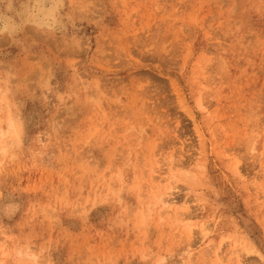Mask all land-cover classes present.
Returning a JSON list of instances; mask_svg holds the SVG:
<instances>
[{
  "label": "rangeland",
  "instance_id": "1",
  "mask_svg": "<svg viewBox=\"0 0 264 264\" xmlns=\"http://www.w3.org/2000/svg\"><path fill=\"white\" fill-rule=\"evenodd\" d=\"M32 4L0 0V264H264V0Z\"/></svg>",
  "mask_w": 264,
  "mask_h": 264
},
{
  "label": "bare ground",
  "instance_id": "2",
  "mask_svg": "<svg viewBox=\"0 0 264 264\" xmlns=\"http://www.w3.org/2000/svg\"><path fill=\"white\" fill-rule=\"evenodd\" d=\"M62 5H63L62 4V0H33L32 8H30L28 16H26L27 17L26 21L30 22L33 25H35V27H37L39 29L47 28L48 30H50V29L52 30L53 28H55V25L58 24L57 14H59V10H60ZM5 16H6L5 14H4V16H2V15L0 16V34L6 33V32L12 33L14 28H15V25L12 22V18L5 17ZM28 29L30 30V28H28ZM36 32H39V31H36ZM4 37H6V35ZM7 40L9 41V39H7ZM82 43H80V44H82ZM80 44H79V46H80ZM82 46H84V45H82ZM8 127H9L8 131L12 132L15 135L16 138H18L19 136L22 135V127H21V122H20L19 119L11 117L9 122H8ZM2 133L3 132L0 131V143H1V139L3 138L2 137ZM169 202H167L166 205L167 204L171 205V203H169ZM168 209H170V207H168ZM169 211H171V210H169ZM174 212H176V211H174ZM175 215H176V213H175ZM178 216H181V215H176V218ZM182 218H185L183 220L187 219V217H183V215H182ZM192 230L190 228V232L188 231L189 232V237L192 235V232H193ZM249 245H248L247 249L249 248ZM249 250L250 251H254L256 253H259L256 250L255 246H253L252 244H251ZM238 263H240V262H238Z\"/></svg>",
  "mask_w": 264,
  "mask_h": 264
}]
</instances>
